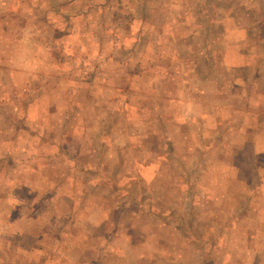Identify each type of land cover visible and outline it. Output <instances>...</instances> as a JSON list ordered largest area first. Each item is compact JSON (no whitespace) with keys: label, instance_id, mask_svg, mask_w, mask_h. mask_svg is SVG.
Wrapping results in <instances>:
<instances>
[{"label":"rangeland","instance_id":"374dc122","mask_svg":"<svg viewBox=\"0 0 264 264\" xmlns=\"http://www.w3.org/2000/svg\"><path fill=\"white\" fill-rule=\"evenodd\" d=\"M215 4L0 0V264H264V25Z\"/></svg>","mask_w":264,"mask_h":264},{"label":"crops","instance_id":"0c3cea01","mask_svg":"<svg viewBox=\"0 0 264 264\" xmlns=\"http://www.w3.org/2000/svg\"><path fill=\"white\" fill-rule=\"evenodd\" d=\"M218 1L223 2L222 8L219 7L220 5L218 6ZM227 1L228 3L225 4ZM215 5L217 8L213 11L214 20L217 22L219 19V22L222 23L220 25H264V0H216ZM251 50L259 59H264V56H259L254 49L247 45L239 52L242 54V59L246 61L245 65L256 70V66L248 64L249 59L254 61V57L250 54Z\"/></svg>","mask_w":264,"mask_h":264}]
</instances>
